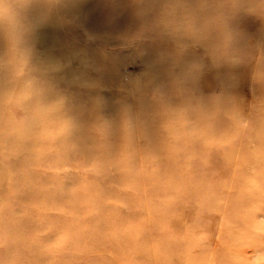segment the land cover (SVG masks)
<instances>
[{"label": "rangeland", "instance_id": "1", "mask_svg": "<svg viewBox=\"0 0 264 264\" xmlns=\"http://www.w3.org/2000/svg\"><path fill=\"white\" fill-rule=\"evenodd\" d=\"M200 1L5 0L0 264H264V0Z\"/></svg>", "mask_w": 264, "mask_h": 264}, {"label": "clouds", "instance_id": "2", "mask_svg": "<svg viewBox=\"0 0 264 264\" xmlns=\"http://www.w3.org/2000/svg\"><path fill=\"white\" fill-rule=\"evenodd\" d=\"M0 23H9L11 20H7L4 15V11L11 7L5 3V0H0ZM200 10L203 13V31L211 29L215 32L216 37L222 42H230L233 38V31L231 29L230 19V0H213V2L206 3L200 6ZM177 33L184 36L197 35L200 29H194L193 27L186 28L183 33L179 31V22L177 21ZM14 35V33H13Z\"/></svg>", "mask_w": 264, "mask_h": 264}, {"label": "bare ground", "instance_id": "3", "mask_svg": "<svg viewBox=\"0 0 264 264\" xmlns=\"http://www.w3.org/2000/svg\"><path fill=\"white\" fill-rule=\"evenodd\" d=\"M208 1V0H207ZM233 1V0H232ZM200 2H203L202 0L200 1ZM204 3V2H203ZM203 3H202V5H203ZM236 3V2H235ZM251 3V2H250ZM241 4V3H240ZM247 3H245V5H246ZM249 4V3H248ZM249 6H251L250 4H249ZM238 7V6H237ZM244 7V6H243ZM236 8V7H235ZM242 8V7H241ZM197 10V9H196ZM240 10H242V9H240ZM200 11V10H199ZM200 13H201V11H200ZM118 24V23H117ZM120 27H121V25H120ZM164 28V27H163ZM121 30V29H120ZM122 31V30H121ZM152 32V31H151ZM212 32V31H211ZM261 32V31H260ZM122 33V32H121ZM262 33H264V30H263V32ZM209 35V34H208ZM263 35V34H262ZM212 36V35H211ZM186 37V36H185ZM213 37V36H212ZM260 39V38H259ZM122 40V39H121ZM154 41V40H153ZM150 42V41H149ZM209 42V41H208ZM154 43V42H153ZM180 43H182L181 41H180ZM206 43V42H205ZM124 44V43H123ZM154 45V44H153ZM184 45V44H183ZM207 45V44H206ZM264 45V44H263ZM212 46V45H211ZM263 47V46H262ZM210 48V47H209ZM208 48V49H209ZM211 49V48H210ZM184 50V49H183ZM216 51V50H215ZM215 51H214V53H215ZM183 52V51H182ZM211 52H212V50H211ZM184 53V52H183ZM259 57V56H258ZM261 58V57H260ZM170 62V61H169ZM171 63V62H170ZM216 65H217V61H216ZM170 66V65H169ZM182 68V67H181ZM189 74V73H188ZM189 76V75H188ZM194 77V76H193ZM202 78V77H201ZM255 83V82H254ZM187 91V90H186ZM203 92V91H202ZM201 97V96H200ZM227 97V96H226ZM203 99V98H202ZM198 100V99H197ZM182 101V100H181ZM205 102V101H204ZM182 103H184V102H182ZM186 103V102H185ZM203 103V102H202ZM217 103H218V100H217ZM200 104V103H199ZM187 105H188V103H187ZM206 105V104H205ZM186 106V105H185ZM189 106H190V104H189ZM192 107V106H191ZM208 107V106H207ZM209 108V107H208ZM212 110V109H211ZM212 112V111H211ZM227 113V112H226ZM228 115H229V113H228ZM227 115V116H228ZM235 117V116H234ZM227 155L228 156H230V153H227ZM263 162H264V160H262ZM262 162V163H263ZM258 163V162H257ZM260 164V163H259ZM262 165V164H261ZM264 167V166H263ZM262 167V168H263ZM26 187V191L25 190H23V189H21V193H19L20 194V196L22 197L23 196V194L24 193H30L31 192V189H33L34 188V186H33V183L31 184V182H29L28 184H27V186H25ZM24 188V187H23ZM19 196V197H20ZM237 211V210H236ZM248 213V212H247ZM159 215H161V213L159 214ZM179 215V214H178ZM237 218V217H236ZM231 219V218H230ZM174 221V220H173ZM176 224V223H175ZM246 226V225H245ZM237 227V226H236ZM246 227H248V225L246 226ZM258 229H259V227H258ZM260 231H262V230H260ZM259 231V232H260ZM264 234V233H263ZM237 235H238V233H237ZM240 235V234H239ZM239 240H241L240 238H239ZM245 240V239H244ZM247 241V240H246Z\"/></svg>", "mask_w": 264, "mask_h": 264}]
</instances>
